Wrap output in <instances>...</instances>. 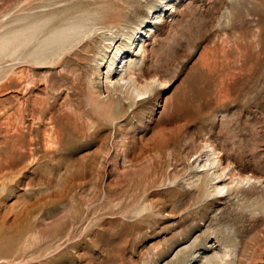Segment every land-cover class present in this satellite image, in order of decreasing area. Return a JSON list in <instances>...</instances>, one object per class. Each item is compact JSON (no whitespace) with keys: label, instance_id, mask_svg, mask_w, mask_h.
<instances>
[{"label":"rangeland","instance_id":"1","mask_svg":"<svg viewBox=\"0 0 264 264\" xmlns=\"http://www.w3.org/2000/svg\"><path fill=\"white\" fill-rule=\"evenodd\" d=\"M3 35L0 264H264V0H0Z\"/></svg>","mask_w":264,"mask_h":264},{"label":"bare ground","instance_id":"2","mask_svg":"<svg viewBox=\"0 0 264 264\" xmlns=\"http://www.w3.org/2000/svg\"><path fill=\"white\" fill-rule=\"evenodd\" d=\"M35 24V23H34ZM40 24V23H39ZM33 25V24H32ZM34 27L33 26H30L28 27L25 32H29L28 36H21L19 39H18V42L16 44L17 47H20L22 46L23 44H27L30 40H31V37H29L31 34V31ZM82 30V27L80 25H74V26H71V27H63V28H60L58 30H54L52 31L50 34H47V35H43V37H41L39 40V44L37 47H35L34 49L31 50V52H29L30 55H38V54H43L44 51L43 49H45L46 47L49 48L51 46V44H57V43H60L62 41H64L67 37H70V36H73V35H78L79 32H81ZM84 31V30H83ZM36 33V32H35ZM10 35H3L0 37V53H4V51L6 50L7 48V41H8V37ZM16 36V35H15ZM39 38V37H38ZM11 40V39H10ZM37 40V39H36ZM17 41V40H16ZM53 41V42H52ZM70 42V41H69ZM14 44V43H13ZM36 45V44H35ZM10 48V47H9ZM30 48V47H29ZM65 47H61V49H63ZM57 50V49H56ZM110 66L107 67V70H106V78H105V82L107 83V87L108 85H116L118 84L119 82H121V80L119 81L117 78V71H114L113 69V61L109 64ZM121 74V73H120ZM119 76V75H118ZM117 77V78H116ZM120 77V76H119ZM122 78V76H121ZM148 89V88H146ZM135 92H137V97H138V94L139 92H141V89H137L135 90ZM142 92H145V89H143ZM217 185L218 182L216 183ZM216 186V185H215ZM221 186V185H220ZM221 189V188H220ZM223 190V189H222Z\"/></svg>","mask_w":264,"mask_h":264}]
</instances>
